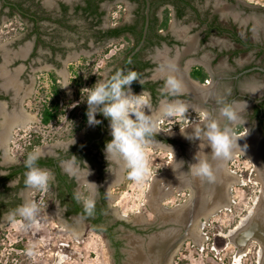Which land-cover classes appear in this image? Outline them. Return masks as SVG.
<instances>
[{
    "label": "flooded vegetation",
    "instance_id": "obj_1",
    "mask_svg": "<svg viewBox=\"0 0 264 264\" xmlns=\"http://www.w3.org/2000/svg\"><path fill=\"white\" fill-rule=\"evenodd\" d=\"M145 8V0H0V172L8 173L0 175V235L10 222L6 219L10 210L29 200L34 202L35 190L26 188L23 178L27 171L24 160L36 147L40 152L37 165L49 170L53 177L49 189L55 215L67 228L80 229L82 234L86 231L101 234L110 264H173L179 252L189 250V240L205 234V189L213 187V181L194 177L188 171L189 165L196 162L194 155L200 141L189 140L180 131L186 128L185 132L191 133L192 127L201 123L198 113L202 110L211 113L221 127H231L240 137L239 150L229 159L208 156L213 172L216 171L214 179L221 169L226 175L228 171L235 172L231 167L238 166L241 155L246 158L241 151L257 156L264 171V46L244 39L235 30L244 44L229 37L235 47L217 49L214 57H224L223 65L216 73L211 69L207 72L205 29L213 17L216 16L217 21V10L205 11V0H149V23L140 44ZM165 15L168 22L162 26ZM188 15L195 21L189 32L181 31L177 24L172 25L184 17L187 20ZM189 33L195 34V38L188 36ZM118 39L128 45L122 54L113 55L100 80L118 69L136 70L143 85L134 81L131 88L137 94L143 89L151 94L155 113L163 98L160 93L163 77L177 73L181 75L184 94L175 99L182 100L189 108L185 118H161L162 130L155 137L158 142L152 144L158 149L160 172L154 190L160 191L161 202L155 203L153 198L151 203H145L152 219L131 218L117 210L115 186L124 183L126 172L122 164L115 162L112 174L106 170L104 147L112 138L109 121L98 114L101 124L89 126L87 116L83 117L85 102H78L76 116L66 117L60 125L61 133L52 132V136L56 133L59 137L52 138L46 147L41 135L28 130L35 122L51 128L56 123L57 120L42 124V115L49 109V92L54 94L55 85L61 90L59 73L68 70L69 61L74 57L84 58L87 53ZM252 44L254 46H249ZM157 53L165 55L158 57ZM198 71L208 76L196 79L194 74ZM205 86H211L206 96ZM57 98L61 107L59 93ZM224 105H231L238 113L234 124L221 116L220 108ZM72 137L75 143L67 152V142ZM167 145L183 166H170ZM205 152L210 149L206 148ZM69 155L88 163L92 171L88 180L98 185L99 190L92 193L95 206L91 215L85 213L83 204L73 197L81 181L69 176L61 165ZM10 156L15 157V164L9 162ZM12 179L19 181L14 188L9 187ZM258 182L263 188H256L253 193L252 201L258 199L259 202L256 201L255 208V204L251 205L252 229L249 231L255 264H264V197L257 196V193L264 195V183ZM199 224L201 235L196 231ZM240 224L236 226L240 229L238 233L247 226ZM174 264L185 262L181 259Z\"/></svg>",
    "mask_w": 264,
    "mask_h": 264
},
{
    "label": "rangeland",
    "instance_id": "obj_2",
    "mask_svg": "<svg viewBox=\"0 0 264 264\" xmlns=\"http://www.w3.org/2000/svg\"><path fill=\"white\" fill-rule=\"evenodd\" d=\"M209 9L217 10V23L233 27L244 39L264 46V0H205V11L210 13ZM205 15L208 17V14L205 13ZM189 16L187 20L184 17L172 25L177 24L182 29L187 26L192 30L195 21ZM189 30L190 28L187 29L188 32ZM188 36L194 37L195 34L189 33ZM233 43L227 35L219 36L213 32L209 36L205 42V57L207 60L210 59L206 62L209 63L213 72L220 70L224 57L211 60L214 56L211 47L228 50L230 47H235ZM127 45L124 40L118 39L87 53L85 57L88 59L85 57L71 59L73 61H69L68 70L64 71L65 73H59L62 78H58L60 86L63 84L59 91V100L64 112L59 115L52 128L35 122L28 126L29 133L41 135V138L46 141L45 147L49 145L52 138H58L59 135L55 133L52 136V132H60L62 130L60 125L66 117L76 116L79 104L83 102L87 104L85 100L88 89L104 76L111 63L109 61L115 55L122 54ZM252 53L257 54L255 51ZM259 59L263 60L262 57ZM62 87L65 89L63 90ZM71 87L75 88L73 93ZM210 87L205 86L207 91L205 96ZM49 101H54V94L50 92ZM200 113H198L199 117ZM253 137L256 139V136ZM25 138L26 136L23 139ZM36 149L37 147L33 150ZM157 151L154 145H150L147 149L149 177L141 182H135L127 179L126 176L124 183L115 186L116 207L120 213L128 214L131 218L152 219L151 211L146 209L145 203H151L153 198L154 201L156 199L155 203H161L158 196L159 190H154V186L159 182L160 172ZM239 158L241 161H238V166L231 167L237 176L230 190L229 206L222 208L206 220L205 234L189 240L187 243L189 250L182 251L184 254L179 252L173 258V264L174 261H181V259L185 264H255L251 236L245 235L242 231L238 233L240 229L237 230L236 226L239 222L240 225L245 226L252 219L250 216L251 205L254 203L253 193L256 188H263L258 181L264 183V177H262L264 171L257 156L245 158L241 155ZM218 175L220 177V173ZM224 179L227 182L232 177L224 173ZM40 192V189L35 190V203L40 197ZM262 195L257 193L258 197H264ZM43 202V204H37L39 211L32 219L19 217L14 222L10 221L6 224L7 228L2 230L3 234L0 235V264H110L108 249L101 234L92 231L82 234L80 229L67 228L55 215V205L53 206L49 185ZM236 230L237 233H235ZM72 231L79 236L73 235ZM241 251L244 252L243 255L236 260L235 255Z\"/></svg>",
    "mask_w": 264,
    "mask_h": 264
},
{
    "label": "clouds",
    "instance_id": "obj_3",
    "mask_svg": "<svg viewBox=\"0 0 264 264\" xmlns=\"http://www.w3.org/2000/svg\"><path fill=\"white\" fill-rule=\"evenodd\" d=\"M134 81L143 85L138 72L131 69H118L107 78L96 81L87 92L86 116L89 126L101 124L102 121L97 119L98 114L109 121L112 138L105 143L104 147L108 165L106 170L112 174L113 163L122 164L127 179L141 182L150 175L147 149L162 130L161 118H185L189 108L182 100L175 99L184 94V86L182 81L173 74L163 77V86L160 89L163 98L159 101L155 113L151 94L145 89L139 94L134 93L131 88ZM170 97L173 99H169ZM220 114L233 124L238 120V113L231 105L222 106ZM200 116L201 123L192 127L191 133L185 132L186 128H180V131L185 138L200 141L199 150L194 155L196 162L189 165L188 171L194 177L211 182L215 177L208 156L211 155L213 159H229L234 151L239 150L237 141L240 137L235 135L231 127H221L211 113L202 110ZM74 143L75 140L72 137L67 142V152L70 145ZM167 148L170 166L171 164L183 166L182 161H176L171 146L167 145ZM206 148H209L210 152H205ZM39 159V150H34L24 160L27 171L24 174L23 184L31 190H45L53 179L49 170L37 165ZM9 162L15 164V157L10 156ZM61 165L69 176L81 181L80 189L73 193V197L83 204L85 213L91 215L95 206L92 193L99 189L95 182L88 180L92 174L88 163L76 155H69L67 160L61 161ZM0 175L6 176L8 173L0 172ZM18 183L17 179H12L9 187L14 188ZM38 211L37 203L29 200L10 210L6 214V219L11 222H14L17 217L30 220Z\"/></svg>",
    "mask_w": 264,
    "mask_h": 264
},
{
    "label": "trees",
    "instance_id": "obj_4",
    "mask_svg": "<svg viewBox=\"0 0 264 264\" xmlns=\"http://www.w3.org/2000/svg\"><path fill=\"white\" fill-rule=\"evenodd\" d=\"M164 22L162 23V26H165L168 22V16L165 15L164 18ZM206 22V19H205ZM216 16L213 17L211 19V21L208 23L207 28L205 29V39L206 37L210 34L211 31L216 30L218 33H225L227 34L232 40L238 42V43H243V39L242 37L238 36L235 32V29L233 27L230 26H222L220 24L216 23ZM122 30V29H121ZM117 31V34L121 31ZM249 46H254L249 45ZM194 77L196 79L202 80L204 79V77L206 78V73L205 74H201L199 71L198 73L196 72V74H194ZM53 79H55L53 77ZM54 89V101H51V103L49 104V109H46L43 111V115H42V124H48L53 122L54 120H57V118L59 117V115L63 112V109L59 106L58 103V93H59V87L58 85H55L53 87ZM84 111H83V117H86V112H87V107H84ZM38 143V142H37Z\"/></svg>",
    "mask_w": 264,
    "mask_h": 264
},
{
    "label": "water",
    "instance_id": "obj_5",
    "mask_svg": "<svg viewBox=\"0 0 264 264\" xmlns=\"http://www.w3.org/2000/svg\"><path fill=\"white\" fill-rule=\"evenodd\" d=\"M145 1H146L145 20H144V27H143V31H142V39H141L140 44L144 40V37H145V34H146V30H147V27H148V23H149V0H145ZM140 44H139V46H140ZM214 172H216L215 169H214ZM224 173L225 172L223 171V169H221L220 177L217 174L218 178L214 179L213 182H212L213 187L205 189V213H207L208 210H210L212 208H215L216 205H219L220 202H222V199L225 200L224 194H225V191H226V182H225V179H224ZM212 197H214V199H211ZM251 229L252 228H251V222H250L249 225H247L245 227V230L243 232H245L248 235H250L251 232L249 230H251Z\"/></svg>",
    "mask_w": 264,
    "mask_h": 264
},
{
    "label": "bare ground",
    "instance_id": "obj_6",
    "mask_svg": "<svg viewBox=\"0 0 264 264\" xmlns=\"http://www.w3.org/2000/svg\"><path fill=\"white\" fill-rule=\"evenodd\" d=\"M178 79H180V80L182 81V79H181L180 77H179ZM182 83H183V81H182ZM241 153H244V156H246V157H251L250 154L247 153V152H242V151H241ZM249 159H250V158H249ZM225 168H226V167H225ZM225 170H226V169H225ZM226 171H227V170H226ZM228 174L232 177V179H230V181L227 180V182H226V191H225V194H224V196H225V200H223L222 202H220L219 205H216L215 208H212V209L208 210L207 213H205V222H206V220H207L209 217H211V215H214L216 211H219L220 209L229 206V204H230V202H231V198H230V197H231V192H230V190H231L232 185L234 184V182H236V181H235V176H237V174H236L235 172H233V171H228ZM211 199H214V197H212ZM256 201H258V199H256L255 202L253 203V204H255V205H254V208H255V206H256V204H257ZM258 202H259V201H258ZM200 222H201V221H200ZM201 224H202V223H201ZM201 224H199V225L197 226L198 230H196L197 233H198L199 235H201ZM247 225H249V223H247ZM76 235H77V234H76ZM76 235H75V236H76ZM77 236H78V235H77ZM140 253H141V252H140ZM243 253H244L243 251L238 252V253L235 255V259L238 260L239 257H241V256L243 255Z\"/></svg>",
    "mask_w": 264,
    "mask_h": 264
},
{
    "label": "crops",
    "instance_id": "obj_7",
    "mask_svg": "<svg viewBox=\"0 0 264 264\" xmlns=\"http://www.w3.org/2000/svg\"><path fill=\"white\" fill-rule=\"evenodd\" d=\"M188 28H189V27L186 26L185 28H183V29L180 28V29H181V31L185 32V31H187ZM180 29H179V30H180ZM212 33H213V32H212ZM212 33H210V35H211ZM214 33H216V34L219 35V36H221V35H227V34H225V33H218L217 31H214ZM210 35H209V36H210ZM207 39H209V37H208ZM207 39H205V42L207 41ZM211 50H212L213 54H215V52L217 51V49H215V48H213V47H211ZM160 55H161V57H163L165 54L157 53V56H158V57H159ZM214 58H215V57L212 56V57H211V60L214 59ZM161 59H163V58H161ZM205 60H206V61H209L210 59L207 60V57H205ZM161 69H162V68H161ZM205 69H206L207 72H209V69H211L210 66H209V63H207V64L205 65ZM162 71H163V69H162ZM162 71H161V72H162ZM205 73H206V72H205ZM156 74H157V73H156ZM206 75L208 76L207 73H206ZM175 76H176L177 78H178V77L181 78V75H179V74H177V73H176ZM205 92H207V91H205Z\"/></svg>",
    "mask_w": 264,
    "mask_h": 264
},
{
    "label": "built area",
    "instance_id": "obj_8",
    "mask_svg": "<svg viewBox=\"0 0 264 264\" xmlns=\"http://www.w3.org/2000/svg\"><path fill=\"white\" fill-rule=\"evenodd\" d=\"M205 81H207V80H205ZM44 196H45V190H41L40 197H38L36 203L37 204H43V198H44Z\"/></svg>",
    "mask_w": 264,
    "mask_h": 264
}]
</instances>
